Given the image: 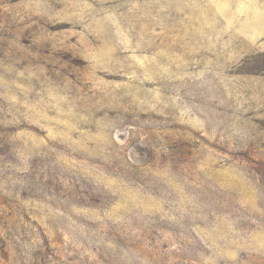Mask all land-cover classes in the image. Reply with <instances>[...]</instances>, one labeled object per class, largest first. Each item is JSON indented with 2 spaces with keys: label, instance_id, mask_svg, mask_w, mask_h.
Masks as SVG:
<instances>
[{
  "label": "rangeland",
  "instance_id": "374dc122",
  "mask_svg": "<svg viewBox=\"0 0 264 264\" xmlns=\"http://www.w3.org/2000/svg\"><path fill=\"white\" fill-rule=\"evenodd\" d=\"M0 264H264V0H0Z\"/></svg>",
  "mask_w": 264,
  "mask_h": 264
}]
</instances>
